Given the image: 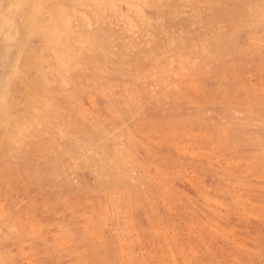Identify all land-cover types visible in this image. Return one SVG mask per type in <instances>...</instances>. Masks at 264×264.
<instances>
[{"label": "rangeland", "instance_id": "1", "mask_svg": "<svg viewBox=\"0 0 264 264\" xmlns=\"http://www.w3.org/2000/svg\"><path fill=\"white\" fill-rule=\"evenodd\" d=\"M0 264H264V0H0Z\"/></svg>", "mask_w": 264, "mask_h": 264}]
</instances>
